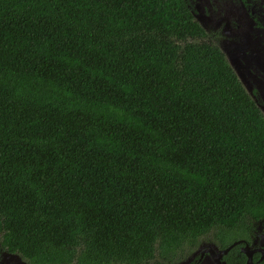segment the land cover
Here are the masks:
<instances>
[{
    "label": "trees",
    "instance_id": "obj_1",
    "mask_svg": "<svg viewBox=\"0 0 264 264\" xmlns=\"http://www.w3.org/2000/svg\"><path fill=\"white\" fill-rule=\"evenodd\" d=\"M187 3L0 0V252L172 263L264 219V115Z\"/></svg>",
    "mask_w": 264,
    "mask_h": 264
},
{
    "label": "flooded vegetation",
    "instance_id": "obj_2",
    "mask_svg": "<svg viewBox=\"0 0 264 264\" xmlns=\"http://www.w3.org/2000/svg\"><path fill=\"white\" fill-rule=\"evenodd\" d=\"M186 1L194 19L197 17L201 21L203 40L217 46L229 65L232 59L234 73L239 80H245L250 96L264 115V0ZM239 240L231 248L235 251V264H250L248 252L253 264H264V219L257 221L234 241ZM246 246L247 253L243 250ZM227 247H222L212 233L200 237L192 249L172 263L156 264H181L189 258L185 264H207L208 259L211 264H230L226 256L231 249L220 260L214 258L219 249Z\"/></svg>",
    "mask_w": 264,
    "mask_h": 264
},
{
    "label": "water",
    "instance_id": "obj_3",
    "mask_svg": "<svg viewBox=\"0 0 264 264\" xmlns=\"http://www.w3.org/2000/svg\"><path fill=\"white\" fill-rule=\"evenodd\" d=\"M196 20L200 23L201 25V21L196 17ZM230 66L235 68V65L232 61V59H230ZM240 81L243 83L244 88L246 89V91L250 94V89L248 88L246 82L244 79H240ZM251 95V94H250ZM261 220H259L260 222ZM239 241H234L233 243H231L227 248L225 249H219V252L217 254H215L214 258L215 260L219 259L223 256V254L227 253L233 246H235ZM247 246L245 248H243V250L247 253ZM249 258H248V262L251 264V254L248 252L247 253ZM0 264H28V262L23 258V256L18 253V252H10L7 250H2L0 252ZM190 260V258L184 262H182L181 264H185ZM212 261L210 259L207 260V264H211ZM221 264H224V262H222ZM253 264V263H252Z\"/></svg>",
    "mask_w": 264,
    "mask_h": 264
},
{
    "label": "rangeland",
    "instance_id": "obj_4",
    "mask_svg": "<svg viewBox=\"0 0 264 264\" xmlns=\"http://www.w3.org/2000/svg\"><path fill=\"white\" fill-rule=\"evenodd\" d=\"M209 235H212V233H209ZM23 258L28 262V259L27 258H25V257H23ZM72 264H76V263L73 261Z\"/></svg>",
    "mask_w": 264,
    "mask_h": 264
}]
</instances>
